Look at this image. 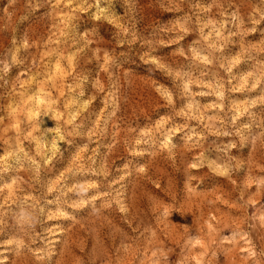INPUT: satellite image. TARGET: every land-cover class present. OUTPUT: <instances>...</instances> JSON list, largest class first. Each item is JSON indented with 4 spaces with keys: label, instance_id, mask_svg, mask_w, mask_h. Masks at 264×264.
Listing matches in <instances>:
<instances>
[{
    "label": "rangeland",
    "instance_id": "374dc122",
    "mask_svg": "<svg viewBox=\"0 0 264 264\" xmlns=\"http://www.w3.org/2000/svg\"><path fill=\"white\" fill-rule=\"evenodd\" d=\"M0 264H264V0H0Z\"/></svg>",
    "mask_w": 264,
    "mask_h": 264
}]
</instances>
